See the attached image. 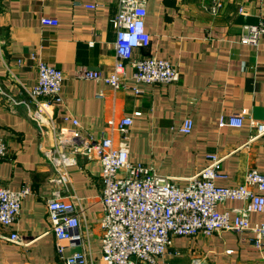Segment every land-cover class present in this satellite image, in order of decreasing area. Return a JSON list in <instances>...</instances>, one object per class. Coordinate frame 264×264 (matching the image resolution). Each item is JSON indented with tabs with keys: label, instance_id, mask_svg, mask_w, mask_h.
Listing matches in <instances>:
<instances>
[{
	"label": "crops",
	"instance_id": "crops-1",
	"mask_svg": "<svg viewBox=\"0 0 264 264\" xmlns=\"http://www.w3.org/2000/svg\"><path fill=\"white\" fill-rule=\"evenodd\" d=\"M221 2L214 9L213 0H148L151 43L136 49L134 57L168 60L180 77L172 83L138 82L128 64L126 87L114 88L76 74L82 66L104 75L113 70L118 0H0V140L6 146L0 181L11 190H31L12 229L2 231H17L22 243L0 238V264H63L46 206V199L58 191L76 203L83 231L81 243L68 244L66 254L85 251L91 264H102L101 165L75 154L68 182L58 184L57 168L46 151L55 147L61 130L67 136L76 131L107 135L116 147L125 141L132 162L172 176L180 186L208 164L212 153L225 156V176L216 180L218 185L242 183L252 168L264 171V135L253 139V122L264 120V34L257 45L242 42L248 26L264 16V0ZM93 4L97 6L89 7ZM44 17L56 18L58 24H44ZM41 61L64 73L61 103L42 98L39 105L30 95ZM240 113L245 114L242 126L220 124L222 116ZM67 115L79 125L65 121ZM125 117L133 120L127 140L118 130ZM187 118L193 129L185 134L181 127ZM244 204L226 200L218 209L233 217ZM263 218L257 212L250 215L253 224ZM254 238L250 231L176 237L160 261L262 264L264 244L255 246Z\"/></svg>",
	"mask_w": 264,
	"mask_h": 264
},
{
	"label": "built area",
	"instance_id": "built-area-1",
	"mask_svg": "<svg viewBox=\"0 0 264 264\" xmlns=\"http://www.w3.org/2000/svg\"><path fill=\"white\" fill-rule=\"evenodd\" d=\"M148 0H118L119 12L113 18L116 29V62L113 70L104 75L99 70L82 66L76 76L83 79L102 80L114 88L126 87L124 76L126 66L131 64L134 78L138 82L172 83L180 77L177 66L165 59L150 55L134 57L136 49H145L151 43V35L146 28ZM214 9L222 7L221 0H213ZM97 5H89L96 7ZM243 11V10H242ZM44 24L57 25L56 18H42ZM264 34V16L257 24L249 25L242 36V42L257 45ZM65 76L61 69L43 61L38 64V77L29 92L33 100L49 98L61 103ZM136 92L139 89L134 88ZM103 92L99 97H103ZM13 101V99L11 100ZM17 101L14 100L13 103ZM40 109L34 117L38 118ZM78 126L79 121L70 116L63 117ZM245 122V114L222 116L220 124L240 127ZM113 120L109 124L113 125ZM133 125L131 117L118 123L124 140H127ZM256 134L253 139L264 135V120L254 123ZM193 129V120L187 118L181 132L188 134ZM6 154V146L0 140V161ZM75 154H83L89 159H97L101 165L102 196L104 207L102 218V264H163L167 250L173 246L176 237L213 236L223 231L253 232L254 244H264V218L260 223H252L254 212L264 216V171L250 169L242 183L232 186L218 185L216 180L224 177L222 169L225 156L209 154L208 164L185 186H180L172 176H162L153 168L134 163L129 158L127 142L120 147L114 145L110 136L95 137L76 131L71 136L61 130L53 149L46 151L58 172V184H66L68 167L75 163ZM29 186L11 190L0 181V238L22 243L17 231L4 234L17 221L23 199L30 193ZM226 200H241L244 206L231 216L229 211H220L218 205ZM51 232L55 238V249L63 264H91L85 251L66 254L68 244L81 243L80 210L72 199L63 197L59 191L46 199ZM264 264V261L263 263Z\"/></svg>",
	"mask_w": 264,
	"mask_h": 264
}]
</instances>
